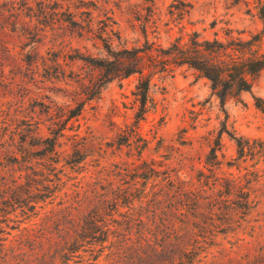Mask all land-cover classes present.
<instances>
[{
  "label": "rangeland",
  "instance_id": "374dc122",
  "mask_svg": "<svg viewBox=\"0 0 264 264\" xmlns=\"http://www.w3.org/2000/svg\"><path fill=\"white\" fill-rule=\"evenodd\" d=\"M4 2L12 5L11 14L4 13L6 21L16 22L14 30L0 33L6 45L0 46V110L19 119H42L38 132L45 134L46 111L80 107L67 122L71 137H60V149L69 152L76 143L87 153L79 173L64 168L63 185L51 203L35 205V216L25 221L12 212L7 227L0 223L3 232H9L0 236L7 239L19 235L9 226L37 227L50 209L72 210L83 198L96 199L106 182L118 183L115 172L134 157L127 156L126 146L117 151L112 144L138 107L137 74L113 77L88 95L81 91L80 81L96 80L100 71L83 58L106 55L103 40L119 49L166 47L191 32L222 41L227 34L245 39L262 28L264 16V0H0ZM53 51L58 52V68H47ZM61 68L66 75L59 74ZM249 81L247 89L223 101L209 80L186 64L153 74L149 83L146 110L138 122L139 134L146 139L141 158L193 191L201 188L203 195L218 199L224 213L215 211L211 221L234 229L215 235L197 264H264V68L249 75ZM18 173L13 164L0 171L9 184L11 179L23 183ZM214 178L220 183L234 179L239 188L228 196L220 187L208 189ZM3 190L0 197H7ZM244 196L246 209L231 207ZM22 249L27 250L25 243ZM99 264L108 263L101 257Z\"/></svg>",
  "mask_w": 264,
  "mask_h": 264
},
{
  "label": "trees",
  "instance_id": "16d2710c",
  "mask_svg": "<svg viewBox=\"0 0 264 264\" xmlns=\"http://www.w3.org/2000/svg\"><path fill=\"white\" fill-rule=\"evenodd\" d=\"M11 8V4L0 3V17L5 11L11 14ZM6 20L5 16L0 21L2 34L6 29L14 30L16 19ZM263 35L264 16L262 28L245 39L227 34L222 41L217 37L199 38L191 32L184 41L176 37L166 47L148 44L115 49L101 38L106 55L83 58L100 69L99 76L80 81L81 91L88 95L113 77L137 74L134 93L138 107L129 126L116 134L112 144L117 151L126 146L127 156L134 157L124 160L123 167L115 172L118 183L106 182L96 199L83 198L72 210L50 209L37 227L9 226L19 235L13 239L0 236V264H99L101 257L108 264H121V260L125 262L122 264H197L215 235L234 229L211 221L215 211L224 213L218 199L203 195L201 188L193 191L168 171H159L141 158L146 139L139 134L138 122L146 110L149 83L153 74L186 64L205 76L223 101L247 89L249 75L255 76L264 68V51L260 50ZM0 46H6L1 37ZM57 58L58 52L53 51L46 67L58 68ZM59 74L66 75L62 68ZM79 110L66 106L46 111L45 134L38 132L42 119H19L16 113L0 110V171L13 164L18 177L22 174L24 179L23 183L11 179L9 184L0 175V191H8L7 197H0V223L6 227L12 212H19L26 221L37 214L33 209L38 202H43L39 207L45 200L51 203V196L63 185L60 176L64 168L76 173L84 168V145L72 143L71 150L63 154L60 149V137H71L66 133L70 128L67 122ZM234 181L224 179L220 183L214 178L208 189L220 187L228 196L239 188ZM16 189L25 197H20ZM248 202V196H244L242 202H233L231 207L244 210ZM0 233L9 235L2 226ZM24 243L27 250L22 249Z\"/></svg>",
  "mask_w": 264,
  "mask_h": 264
}]
</instances>
